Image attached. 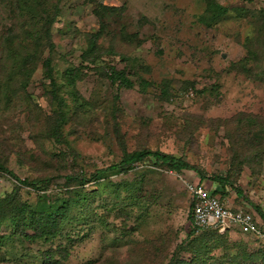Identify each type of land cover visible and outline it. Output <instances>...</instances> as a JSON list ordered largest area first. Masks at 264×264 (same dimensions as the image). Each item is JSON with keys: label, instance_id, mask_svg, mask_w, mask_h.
Listing matches in <instances>:
<instances>
[{"label": "rangeland", "instance_id": "rangeland-1", "mask_svg": "<svg viewBox=\"0 0 264 264\" xmlns=\"http://www.w3.org/2000/svg\"><path fill=\"white\" fill-rule=\"evenodd\" d=\"M141 149L258 234L191 236L193 170L96 174ZM0 165V264H264V0H0Z\"/></svg>", "mask_w": 264, "mask_h": 264}, {"label": "built area", "instance_id": "built-area-1", "mask_svg": "<svg viewBox=\"0 0 264 264\" xmlns=\"http://www.w3.org/2000/svg\"><path fill=\"white\" fill-rule=\"evenodd\" d=\"M185 186L191 203H193L191 229L212 228L223 232L226 229L237 228L242 233L258 234L249 215L225 206L218 197L212 196V190L204 183L187 182Z\"/></svg>", "mask_w": 264, "mask_h": 264}, {"label": "trees", "instance_id": "trees-1", "mask_svg": "<svg viewBox=\"0 0 264 264\" xmlns=\"http://www.w3.org/2000/svg\"><path fill=\"white\" fill-rule=\"evenodd\" d=\"M221 13H223V12H221ZM146 159H148L150 163L160 165V166H166V167H168V169H171L172 171H175V172H180L183 170H193L199 175V180L197 181V183H201L202 182L201 180H203L205 177L203 175L200 176V173L197 172V170L194 167H192L191 165H189L187 162H185L182 159H178V158H176L170 154H165V153H162L159 151H150V150H146V149L136 150V151H133L131 153L125 154L122 157L119 164L112 165V166L105 168V169H102V170H98L96 172V174L102 173V172H105L108 170H114V169H117L120 167H121V171L126 172L129 168H131V166L139 164ZM3 170L6 171L8 174L13 176V174H11V172H8L7 170H5V168L3 166L0 165V172ZM66 177H68V179H70V180L78 179L77 177H73V176H66ZM208 179H209V181H211L213 183V187H214L211 189L212 190L211 191L212 196H216L220 200H222V198L219 196V192H218L219 189L222 191V193H226L223 189L228 188L231 191H233L237 196L242 195V192L236 188V185L233 182L228 181L227 179L223 178L222 176L208 177ZM22 183H24V182H22ZM192 212H193V203H191V200H190L189 224L192 220ZM244 213L246 215H249L248 212H244ZM260 217H262V214H260ZM206 230L207 229L197 230V229H191L190 228V234H191V236H195L196 234H199V233L204 232ZM182 247H184V246H182Z\"/></svg>", "mask_w": 264, "mask_h": 264}]
</instances>
